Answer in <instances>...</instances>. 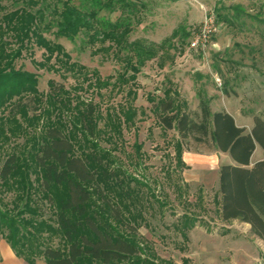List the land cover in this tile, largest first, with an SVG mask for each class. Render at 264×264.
<instances>
[{"label": "rangeland", "instance_id": "374dc122", "mask_svg": "<svg viewBox=\"0 0 264 264\" xmlns=\"http://www.w3.org/2000/svg\"><path fill=\"white\" fill-rule=\"evenodd\" d=\"M21 1L0 0V7L12 11L22 6ZM131 1L137 7L131 42L161 46L178 31L176 38L161 50L158 58L142 68L135 85L118 84L117 79L126 72L124 59L114 51L99 49L100 44L90 47L84 33L74 42L58 41L72 62L83 66L81 75L41 69L37 64L45 61L46 55L36 46L32 55L24 52L15 63V70L37 77L38 96L32 98V94L21 93L0 98V165L12 154L20 157L22 165H28L29 180L36 189L33 208H40L41 216L52 221L56 210L39 191V171L33 155L48 128L58 127L67 137L76 136L75 155L87 158L99 171L100 191L108 188L117 200V181L136 193L139 191L142 199L135 203L131 213L136 220L130 217L129 223L137 227V240L145 245L142 259L151 256L152 251L159 259L175 264H182L183 259H189L191 264H255L257 259H264L263 241L246 230V223L225 222L220 214L217 203V169L223 164L220 152L191 142L181 157L174 145L177 133L163 132L153 108L164 91L171 88L178 91L192 113L200 111V97L205 96L213 112H231L239 126L247 124L244 116L259 115L258 109L264 107V0ZM237 5L242 7V13L235 16L232 7ZM213 12L218 24L213 45L205 52L191 49L193 32ZM3 13L0 9V18ZM121 13V10L104 11L101 17L116 22ZM225 17L231 22L225 21ZM48 20L52 21V17ZM46 37L56 40L52 33H46ZM107 46L108 43L104 47ZM55 64L53 59L50 65ZM12 74L10 70L1 73L4 79L13 78ZM133 87L138 94L136 100L128 95ZM58 89L64 92L58 93ZM24 104L32 109L37 105L38 110H19ZM131 104L137 111L134 123L129 126L123 122L122 136L116 139L106 136L103 133L106 124L114 127V114ZM90 105L95 108L98 129L93 136L89 133L83 136L74 124H81V118L86 124ZM211 158L216 168H209ZM99 190L94 187L93 209L99 207L100 212L106 209V199L98 195ZM0 191L4 200L0 210H9V215L19 208L24 210L21 205L15 208L17 192L5 188ZM118 203L125 206L129 200L120 198ZM108 221L119 230L125 229L112 217ZM45 242L54 248L65 245L60 237Z\"/></svg>", "mask_w": 264, "mask_h": 264}, {"label": "trees", "instance_id": "16d2710c", "mask_svg": "<svg viewBox=\"0 0 264 264\" xmlns=\"http://www.w3.org/2000/svg\"><path fill=\"white\" fill-rule=\"evenodd\" d=\"M21 3V7L12 11L0 7L5 12L0 18V98L21 93L32 94V98L38 96L37 77L15 70L16 61L23 57L24 52L32 55L33 46L45 51V61L37 64L41 69L81 75L83 66L72 62L70 54L58 41L74 42L84 33L90 47L95 48L100 44L99 49L114 51L117 57L124 59L126 72L117 79L122 86L135 85L142 68L158 58L161 50L178 35L176 31L161 46L144 41L131 42V27L137 12L131 0H22ZM117 10L122 13L116 22L101 17L104 11L112 13ZM232 10L235 16L242 13L240 5L233 6ZM217 14L220 18L219 10ZM49 16L52 21L48 20ZM46 33H52L56 40L48 39ZM183 33L186 37L190 36ZM107 43L109 46L104 47ZM53 59L56 64L50 65ZM8 70L14 76L4 79L1 73ZM50 85L53 87V81ZM58 91L64 92L63 89ZM54 95L51 94V97ZM128 95L136 100L138 94L135 87L129 90ZM157 100L153 110L158 124L164 133H177L174 145L178 155L183 157L184 150L191 142L230 155L234 164H223L219 171L217 203L222 220H239L249 224L251 233L264 241V159L253 165L251 163L257 146L264 151V119L255 116L254 126L249 132L239 126L227 111L213 112L205 96L200 97V111L197 113H192L178 91L171 88L166 89L163 98ZM152 101H155L154 98ZM37 108V105L33 109L28 104L19 106V110L33 112ZM95 113L94 106L90 105L86 124L82 118L81 124L74 121V127L80 128L83 136L96 133L98 120ZM114 115L115 126L106 124L103 133L116 139L122 136L123 122L129 126L134 123L137 111L131 104L127 109L121 107ZM75 139L76 136L69 138L58 127H49L33 155L34 165L39 171V191L56 210L52 221L41 216L40 208H33L36 203L33 190L36 189L29 180L28 165H22L16 154L2 161L0 188L17 192L15 208L20 205L24 207V210L19 211V208L16 213L10 211L11 215L8 214L9 210H0L3 239L18 257L29 264H35L40 258L46 264H175L159 259L152 251L147 259L140 257L145 252V245L137 240L138 229L129 222L130 217L136 220L131 213L142 196L139 191L136 193L127 184L117 181L118 199L129 200L128 204L122 206L118 199L112 197L111 190L102 188L103 191H100L99 171L91 166L90 160L75 155ZM99 162L97 160L96 165ZM181 165L187 168L185 162L181 161ZM96 186L98 195L106 199V211L102 209L99 212V207L93 209ZM3 201L0 191V204L3 205ZM25 213L29 216L25 217ZM109 217L127 230H119L109 223ZM185 229L189 230L187 227ZM51 237H60L65 245L57 248L45 245V240L49 241ZM146 250L150 252L149 248ZM182 264H191V261L183 259Z\"/></svg>", "mask_w": 264, "mask_h": 264}, {"label": "crops", "instance_id": "0c3cea01", "mask_svg": "<svg viewBox=\"0 0 264 264\" xmlns=\"http://www.w3.org/2000/svg\"><path fill=\"white\" fill-rule=\"evenodd\" d=\"M227 112L229 114H231L234 117L236 123H238L237 117L234 114H232L231 112H229V111H227ZM258 112H259L258 113L259 115L256 114V115H253V116L252 115L244 116L247 124L246 125L243 124L241 127L246 128L247 131L250 132L251 129L253 128V126H254V117L255 116H259V117H262L264 119V116H263L264 113L262 114V112H264V107L263 108H259ZM256 154H258L257 157H256ZM220 156H221V158L223 160V164H234V161L232 160V158L230 157L229 154L220 152ZM263 159H264V151L259 146H257L256 151H255V153L253 154V156L251 158V163L253 165L254 163H256V162H258L260 160H263ZM208 162L210 163L209 164V166H210L209 168H211V166L213 165L212 158ZM212 167L216 168L215 164ZM220 167L217 169V171H218L217 172L218 179H219ZM210 170H212V169H210ZM218 191H219V180H218ZM218 196H219V194H218ZM219 210H220V207H219ZM220 214H221V211H220ZM233 221H235V220H233ZM229 222H231V221H229ZM245 225H246V230L251 232V226L249 224H245ZM263 244H264V241H263ZM0 264H29V263L27 261H25L23 258L18 257L16 255L15 251L12 249V247L7 243V241L5 239H2L0 241ZM35 264H46V262H45L44 259L40 258V259H38L36 261ZM247 264H250V263H247ZM255 264H264V259H257Z\"/></svg>", "mask_w": 264, "mask_h": 264}, {"label": "built area", "instance_id": "2783aa9c", "mask_svg": "<svg viewBox=\"0 0 264 264\" xmlns=\"http://www.w3.org/2000/svg\"><path fill=\"white\" fill-rule=\"evenodd\" d=\"M216 21V15L214 12L205 17L204 22L198 31L193 32V38L190 43L191 49L205 52L213 45L212 37L218 31V24Z\"/></svg>", "mask_w": 264, "mask_h": 264}]
</instances>
